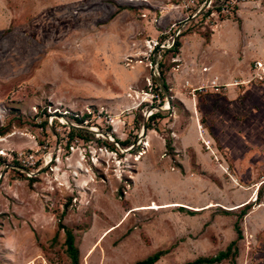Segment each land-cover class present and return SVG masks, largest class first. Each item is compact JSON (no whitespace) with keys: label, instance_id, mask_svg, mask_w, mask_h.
<instances>
[{"label":"rangeland","instance_id":"obj_1","mask_svg":"<svg viewBox=\"0 0 264 264\" xmlns=\"http://www.w3.org/2000/svg\"><path fill=\"white\" fill-rule=\"evenodd\" d=\"M182 1L0 0V264H73L68 232L78 264H137L160 252L165 256L157 264H188L215 258L232 243L235 256L221 264H264V156L240 169L234 160L241 156H216L204 140L202 154L191 149L178 155L170 148L155 152L157 142L138 132L135 119L143 112L170 106L149 87L160 86L176 54H161V78L155 79L145 48L184 20L175 9ZM242 14L252 20L248 29L228 22L219 43L231 42L234 55L242 51L240 71L249 76V61L264 46V7L254 4ZM223 20L188 23L179 44L195 35L201 51ZM227 53L222 56L217 46L204 50L207 61L233 64ZM256 86L264 83L242 91ZM196 95L217 112L214 131L225 127L221 143L238 145L232 138L248 132L237 125L245 112L238 109L231 117L234 110L224 103L230 95L222 88ZM196 95L188 93L193 100ZM221 116L236 121L226 127ZM172 123L151 124L156 141ZM124 135L125 147L117 138ZM139 142L143 147L136 148ZM256 188L257 202L236 212L217 207L133 213L85 260L102 234L135 207L230 208L245 203ZM244 210L248 214L240 219Z\"/></svg>","mask_w":264,"mask_h":264},{"label":"crops","instance_id":"obj_2","mask_svg":"<svg viewBox=\"0 0 264 264\" xmlns=\"http://www.w3.org/2000/svg\"><path fill=\"white\" fill-rule=\"evenodd\" d=\"M248 6H254V4H243L241 5L236 13L231 17H222L223 20L216 26V29L212 35L210 43L207 46H203L201 51H198L199 40L195 35H186L185 41L180 48V54L177 55L181 64L174 65L170 64L164 74V81L168 89H164L163 93L165 98L171 97L169 101V107H171V115L169 118L158 120L159 127L167 125L166 123L173 121L170 125L166 135L161 139L162 141H156L154 138L157 135L156 130H149L147 128L146 120L142 115L135 119L136 123H139L141 131L151 139V142H157L156 151L162 152L168 151V142L165 140V136L169 138V144L176 154H183L189 150H194L196 153L202 154V146L200 145V139L198 132L201 130L204 141L208 144L211 151L219 157L231 156L233 152L236 156H241L234 160L235 165L241 169L240 165H243L247 161H251L253 158H261L264 156V86H256L251 89L247 87L246 90L242 91L245 86L232 87L235 84L246 83L252 80L254 72H252V64L258 61L264 62V46L260 50L255 51V56L249 61V76L240 71V68L244 64L245 56L239 52V55H234V45L227 41L222 44L219 43V38L223 34L224 25L228 22L241 23L242 29H248L246 23H251L252 20H244L242 13ZM254 12V11H253ZM252 12V13H253ZM249 14L248 17L252 19L253 14ZM260 18V15L257 16ZM231 18V20L229 19ZM246 36V35H245ZM247 37V36H246ZM250 36L247 38L249 39ZM250 43V40L247 41ZM252 45L254 43L252 42ZM220 48L222 56H230L233 64L219 62L218 59H212L207 61V54H204V50L208 51L215 47ZM173 59V58H172ZM178 70H176V68ZM263 84V83H261ZM228 87L225 89L230 99H225L226 107L233 109L231 117L235 118L238 109L244 111L245 114L241 117V122L237 125H243L248 132L234 133L233 140L239 142L236 146L223 145L222 131H225V127L214 131L212 118L216 114L214 110L207 109L208 101L199 100V96L191 99L188 93L192 89H200L206 87ZM230 89L231 92H230ZM233 89H237L239 92H233ZM187 91V92H185ZM239 98H241L239 100ZM204 102V103H203ZM202 109L200 114L198 109ZM167 117V116H166ZM226 117V116H224ZM221 118L224 119L225 125H230L233 121L232 118ZM211 118V119H210ZM212 121V122H211ZM217 130V129H216ZM229 136V134H228ZM121 142H125L127 137L124 135L123 139L117 137ZM162 142V143H161ZM255 142V143H254ZM250 157V159H248ZM263 162V160H261ZM260 162V163H261ZM251 165L253 162H250ZM259 164V161L255 162V165ZM254 165V166H255ZM237 168V167H236ZM249 167V171H250ZM241 210V209H240ZM236 212V211H234Z\"/></svg>","mask_w":264,"mask_h":264},{"label":"built area","instance_id":"obj_3","mask_svg":"<svg viewBox=\"0 0 264 264\" xmlns=\"http://www.w3.org/2000/svg\"><path fill=\"white\" fill-rule=\"evenodd\" d=\"M256 4L257 6H263L264 7V0H183L180 5H178L175 9L177 11H183L186 17L182 22H180L177 25H174L170 31H164L160 34V39L157 40H151L147 41L145 58L150 61V68L153 72V76L155 79L161 78V59L162 55L165 53H172L175 48L177 47V44L180 42L181 36L184 32V27L188 23H195L196 21H203L206 17L212 18H221V17H231L233 16L238 8L243 4ZM178 57H174L172 59V63L175 65L178 63ZM179 68V67H177ZM255 71L252 80L241 83V84H235L232 85V87H241V86H248L253 85L254 83H264V65L259 63L258 61L254 65ZM153 79V80H155ZM152 80V81H153ZM156 82V81H155ZM150 91L153 92L154 88L162 89L159 84L157 83L155 86L154 84L150 83L149 87ZM222 88L223 90L227 89L226 87H206V88H200V89H192L191 95L197 94V93H204L208 92V90L213 91H219V89ZM163 90V89H162ZM153 96V95H152ZM165 100L168 102V99L165 98ZM154 109H151L150 111L143 112V117L146 120V123L156 114L159 112H171V109H167V107H164L162 111H153ZM144 134V133H143ZM144 136V135H142ZM141 140V139H140ZM139 140V141H140ZM142 142V140H141ZM139 142L140 144L137 145L138 147H143V143ZM74 148L71 146L70 150ZM134 149V147H133ZM131 151V149H128ZM132 152V151H131Z\"/></svg>","mask_w":264,"mask_h":264},{"label":"trees","instance_id":"obj_4","mask_svg":"<svg viewBox=\"0 0 264 264\" xmlns=\"http://www.w3.org/2000/svg\"><path fill=\"white\" fill-rule=\"evenodd\" d=\"M181 45L178 43L177 44V47L175 48V50L172 52V55H175L177 56L178 53H177V50L178 48H180ZM163 82H164V86H165V89L167 90L168 87L164 81V79H162ZM159 92L161 93V95L163 97H165L164 93H163V90L158 88ZM165 116V117H161V116ZM171 115V112H159V113H156L147 123V128L149 130H155V129H152L150 126L152 123L154 122H157L158 120H161V119H164L166 118V116H169ZM79 122V121H77ZM80 122H82L80 120ZM79 133H81L82 135L83 134H89L88 132H83V131H77ZM121 146L125 147L127 145V141L125 142H121L119 141ZM168 149L170 148L171 150V145L168 144L167 145ZM131 148V147H130ZM129 149V148H128ZM133 152V151H132ZM249 206V205H248ZM247 206V207H248ZM245 207V208H247ZM248 214V211L247 210H244L242 215H241V218H244L245 216H247ZM189 215H191L189 213ZM235 230L237 232V235H238V240H242L243 239V235H242V230L239 226V224H236L235 226ZM66 244H67V248H68V253L70 255V258L72 260V263L73 264H78V261H79V253H78V250L76 249L75 247V240H74V236L72 235L71 232H68L67 233V241H66ZM236 247H237V243H232L225 252H222L220 253L218 256H216L215 258H211V259H200V260H197L193 263H188V264H221L222 262L226 261V260H229L230 258H233L235 256V253H236ZM165 256V253H157L155 255H153L152 257H149L148 259L142 261V262H139L137 264H157L163 257ZM235 264V263H234Z\"/></svg>","mask_w":264,"mask_h":264},{"label":"bare ground","instance_id":"obj_5","mask_svg":"<svg viewBox=\"0 0 264 264\" xmlns=\"http://www.w3.org/2000/svg\"><path fill=\"white\" fill-rule=\"evenodd\" d=\"M169 109H170V107H168V110ZM198 134H199V139H201V140H204L205 139V138H203L204 136H203L201 130L198 132ZM146 155L147 154H143L142 157H141V159L138 158L139 159L138 162L141 163L142 158L146 157ZM257 188L253 191L250 199H248L245 203H241L238 206H233V207H230V208L223 207V206H221L219 204L218 205H215L216 203L215 204H208L205 207H192V206L184 205V204H181V203H170V204H164L162 206H159V205H157V204L154 203V204H151L150 206L135 207L134 209H132L131 211H128L125 214L123 221H121L117 226L110 228L104 234H102V237L99 239V241L95 244V246L92 247V249L85 256V260L87 261L94 254V252H96V249L98 248V246L101 245V243L105 241V239L107 238V236L110 233H112L113 231H115L116 229H118L119 227H121V225H123V222L126 221L133 213H137V212H147V211L158 212V211H161V210H174V209H181V208L188 209V210H190L192 212L201 213V212H204V211H210V209L212 210V209L217 208V207L223 208V209H225V210H227L229 212H234V211H237V210H240V209H243V208L247 207L248 205H250L253 202H257V200H258V199H256L257 198V194H258ZM245 191H250V190L247 189ZM260 208H264V205H262ZM31 264H33V263H31Z\"/></svg>","mask_w":264,"mask_h":264},{"label":"water","instance_id":"obj_6","mask_svg":"<svg viewBox=\"0 0 264 264\" xmlns=\"http://www.w3.org/2000/svg\"><path fill=\"white\" fill-rule=\"evenodd\" d=\"M159 83H160L161 88L164 90V89H165V86H164L163 81L160 80ZM168 99L171 100V97H168ZM146 124H147V123H146ZM134 149H135V147H134ZM0 179H1V178H0Z\"/></svg>","mask_w":264,"mask_h":264},{"label":"flooded vegetation","instance_id":"obj_7","mask_svg":"<svg viewBox=\"0 0 264 264\" xmlns=\"http://www.w3.org/2000/svg\"><path fill=\"white\" fill-rule=\"evenodd\" d=\"M225 112H227V111H225Z\"/></svg>","mask_w":264,"mask_h":264}]
</instances>
